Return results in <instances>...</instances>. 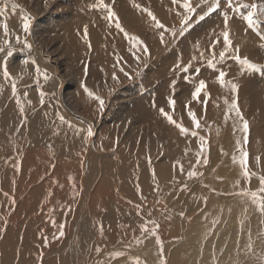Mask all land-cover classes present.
I'll use <instances>...</instances> for the list:
<instances>
[{
    "label": "bare ground",
    "instance_id": "obj_1",
    "mask_svg": "<svg viewBox=\"0 0 264 264\" xmlns=\"http://www.w3.org/2000/svg\"><path fill=\"white\" fill-rule=\"evenodd\" d=\"M105 1L112 6L113 0ZM252 1L255 4V0ZM118 2L114 3L120 7L116 15L122 17L125 24L133 25L126 31L123 23V29L122 25L118 28L116 22L107 18V8L94 7L99 0H78V8L70 6L74 0H16V3L11 2V9L0 7V20L6 18L13 22L10 28L6 23L7 33L3 27L5 23H0V48L5 50L0 52V264H203L201 258L212 244L214 249L224 251L231 258L232 248L236 242L244 240L243 236L255 243L254 239L263 235L259 229L263 231L260 224H264V214L256 217L255 212L248 211L247 203L244 205L236 202V197L223 194L244 193L253 198L251 193L256 192L255 200H264L260 191V178L264 177V44L254 49L252 40L240 43L243 53L238 55L250 62L257 59L254 63L261 65L262 69L256 72L232 59V44L225 43L220 52L212 45L213 49L207 52L211 47L208 38L197 36L198 41L192 43L195 33L177 43L174 40L171 48L162 49L160 46L165 39L169 41L170 38L156 21L160 17L164 22L165 15L153 20V12L146 14L150 9L156 13L158 0ZM263 2L259 1L257 9L249 7L247 10L243 4L222 1L215 16L200 20L201 29L204 32L206 27L213 39L223 38L224 31H228L232 43L236 44L249 37L256 43L264 41ZM172 4L170 9L180 6L177 4L175 8ZM253 11L254 23L249 25L246 16ZM173 14L170 16L174 17ZM26 17L31 20L27 32L23 28ZM179 17L175 15L173 19ZM85 26L87 36L84 35ZM89 27L93 35L107 37V44L113 50L108 48L97 54L98 39L90 37ZM255 29L261 31L257 33ZM129 30L139 33L132 36ZM177 30L176 33H180L179 26ZM143 35L156 44L153 51H143ZM137 38L143 43L138 44ZM187 44L190 48L185 47ZM62 46L70 52L67 57L59 52ZM234 47L237 50L238 46ZM9 51L13 53L11 56L7 55ZM221 52H225L223 58ZM73 54L77 58L72 60ZM197 54L202 62L195 59ZM85 57L91 58L93 66L112 75L108 79L112 91H102L107 101L103 110L96 95H89L91 89L84 85L87 71L81 61ZM150 57L155 58V64L160 67L172 68L179 64L175 70L169 68L170 71L193 75L187 77L190 84L177 82L182 84L179 88L176 86L177 89L173 86L177 78L172 81V76L171 81L159 82L161 84L150 91L147 84L132 82L131 77L134 78ZM184 59L192 61L180 63ZM5 61L10 78L3 75ZM65 62H69L70 69L62 65ZM107 62L110 66L104 68ZM153 71L155 74L158 69ZM221 71L226 73L223 85L218 80ZM200 80H204L207 87L200 101H195L192 96L195 87L190 85L198 86ZM233 83L239 86L238 92L232 89ZM76 84L83 85L84 89H72ZM142 90L148 91L141 93ZM245 90L250 93L245 95ZM221 91L220 97L211 102ZM241 95L243 98L239 99ZM172 98L176 100L174 111L168 103ZM186 100L197 102L189 110L196 113L199 128L188 113L183 119L181 111L186 108ZM205 100L208 101L206 108L202 103ZM237 101L239 109L248 118L253 117L252 121L247 120V133L236 114ZM161 107L169 111L177 124L185 127L191 123L192 131L186 126L189 131L182 134L179 127L160 113ZM218 112L221 119L217 117ZM134 115L140 116L135 118L142 123L139 125L142 129L152 132L154 137H163L160 139L163 146L157 142L152 144L149 139L147 144L139 145L137 140L142 134L136 131L138 123L129 122ZM60 116L71 126L61 122ZM89 128L94 133L91 137L87 136ZM192 132L197 135L192 136ZM200 137H205L203 150ZM33 142L37 145L34 149ZM244 152L248 153L249 176H245L240 163ZM192 171L197 174L190 177L188 173ZM203 182L208 184L205 186ZM19 187L30 189L22 192ZM244 208L247 213H243ZM205 209L213 213L212 217L193 219L195 213L201 215ZM178 221L182 224L178 225ZM226 227L227 233L222 230ZM181 229L184 233L174 239ZM61 230L63 236H60ZM189 230H194L190 238ZM243 230H247L246 234H242ZM230 232L235 236L234 241L227 238ZM219 238L220 244L208 242L215 239L219 242ZM260 249L264 254V243ZM243 253L242 258L247 257L250 264H262L263 254L254 253L249 246Z\"/></svg>",
    "mask_w": 264,
    "mask_h": 264
},
{
    "label": "rangeland",
    "instance_id": "obj_2",
    "mask_svg": "<svg viewBox=\"0 0 264 264\" xmlns=\"http://www.w3.org/2000/svg\"><path fill=\"white\" fill-rule=\"evenodd\" d=\"M111 1V0H110ZM142 0H140V2H141ZM146 1V0H145ZM161 1V2H160ZM165 1V2H164ZM216 1H218L219 2V4L221 3L222 4V1L224 2H227L228 1V3H230V4H234V3H237V5L238 6H242V4H243V6H245V9H249V7L251 8V5L254 3V1H252V0H187V2L190 4V6H191V8H192V11H188V9L187 8H185V7H183L184 6V3L186 2V0H158V5L156 6L157 8H158V6H159V10L157 9V11L159 12H157L156 11V13H155V11L153 10V9H150V8H148V9H150L148 12H146V14H149L150 12L152 13L153 12V14L155 15L154 17H159L161 14H162V17L164 16V18H163V20H164V22L160 19V17H159V19L161 20V22H160V20L158 19L157 21H159L160 22V24H162L163 25V27L164 28H160V30L162 31V32H165V31H167V32H165V33H167L168 34V39H169V41H166V39H165V43H163L160 47L162 48V49H164L166 46L167 47H172L171 45L173 44V42H174V40H175V43H177L178 42V40L180 39H183V37H184V39L186 38L185 36H189V35H191L192 33H195V35L191 38L193 41H191L192 43L193 42H195V41H198L197 40V36H200L201 38H204V36H205V38L207 39V41L209 42V44L211 45V47H209L210 49H209V51H207V52H210L212 49H213V46H218V47H216L215 46V48L218 50H216L217 52H220L219 51V49L221 48V47H223L224 45H225V42H224V39L222 38V37H216V38H214L213 39V37H212V35L210 36V33H207V29H206V27H205V29H204V32H203V30L201 29L202 28V21H200V20H203V21H205L207 18H209V17H212V15L213 16H215L216 14H217V11H219L220 10V8H221V5H220V7H214V5H216L215 3H216ZM259 1H261V0H255V4H257L258 5V3H259ZM11 2L12 3H16V0H0V7H2V8H8V9H11L12 8V4H11ZM74 4H70V6H73V5H75L76 7L78 6L77 4H79L78 3V0H74ZM118 2V0H115V2H114V0H113V3L111 4L112 6H110V3L109 2H106L105 1V3L109 6V7H111V8H113V11L117 14V9H120V7L119 6H116V5H114V3H117ZM121 2V3H120ZM120 2H118V4L120 3V5L122 4V1H120ZM139 2V3H140ZM168 2V3H167ZM242 2V3H241ZM139 3H138V5H139ZM170 3V4H169ZM172 3H175V5H173ZM227 3V4H228ZM248 3H250V5L248 4ZM141 4V3H140ZM163 4V6L165 5V7L163 8L161 5ZM171 4L173 5V7H175V8H177L179 5V8H177V9H174V8H171L170 9V6H171ZM177 4H179L178 6H176ZM241 4V5H240ZM263 4H264V2H263ZM127 5H130V4H127ZM223 5V4H222ZM247 5V6H246ZM114 6V7H113ZM141 6H142V4H141ZM144 6H147V5H144ZM14 7H16V6H14ZM169 7V8H168ZM259 7V6H258ZM257 7V8H258ZM18 8V7H17ZM78 8V7H77ZM166 8H168V9H166ZM19 9V8H18ZM147 9V10H148ZM160 9H162V10H160ZM165 9L167 10V12H165ZM187 11H186V10ZM196 9V10H195ZM264 9V8H263ZM263 9H262V11H263ZM171 12L173 15H174V17H175V15L176 16H180L179 17V19H177V20H175V19H173L174 17H172V16H170V15H172V14H170L169 12ZM161 12V13H160ZM188 13H190L191 15H188ZM153 14L151 15V16H153ZM158 14V15H157ZM179 14V15H178ZM263 14V13H262ZM193 15V16H192ZM199 15V16H198ZM201 15V16H200ZM211 15V16H210ZM1 14H0V19H1ZM208 16V17H207ZM263 16H264V14H263ZM117 17H118V15H117ZM157 17V18H158ZM167 17V18H166ZM170 17V18H169ZM199 17V18H198ZM202 17V18H201ZM231 17H232V15H231ZM180 18H183V19H180ZM187 18V23H185V19ZM7 21H5V20ZM190 19V20H189ZM193 19H194V21H193ZM196 19V20H195ZM119 24H120V26L122 25L121 23H123L124 25H122L121 26V28L124 26V29H125V31L128 29V28H130V27H132L133 25L130 23L129 24V22H127V24H125V20H123L122 19V17H119ZM123 20V21H122ZM166 20V21H165ZM168 20H171V21H168ZM174 20H175V22H174ZM180 20H182V22L183 23H181V21ZM122 21V22H121ZM180 21V22H179ZM191 21V22H190ZM210 21V20H209ZM169 22H172V23H170L169 24ZM201 22V23H200ZM211 22V21H210ZM220 22L221 23H223V21L220 19ZM0 23H8V25H9V28L12 26V24H13V22L11 21V20H9L8 21V19H6V18H3V20H0ZM168 23V24H167ZM189 23V24H188ZM193 23H194V25H193ZM133 24H135V22H133ZM167 24V25H166ZM173 24V25H172ZM200 24H201V26H200ZM172 25V26H171ZM190 25V26H189ZM191 25H193V26H191ZM102 27L103 26V24L101 23H99V27ZM179 26L180 27V33H176V32H178V30H177V27ZM174 28H176V29H174ZM188 28H189V30H188ZM253 28V27H252ZM89 29H90V37L92 36V37H96L98 40H97V42H96V53L98 54V53H101L103 50H107L108 48H111V50L110 51H112L113 50V48L111 47V46H109L107 43H108V40H107V37H104V36H96V35H93V33H91V28L89 27ZM102 29H104V26H103V28ZM123 29V28H122ZM171 29H173V30H171ZM186 29V30H185ZM193 29V30H192ZM175 30V31H174ZM182 30V31H181ZM198 30V31H197ZM124 31V30H123ZM160 31V32H161ZM175 33V36L173 35V33ZM202 31V32H201ZM261 30H258V32H260ZM131 30H129L128 31V34H130V35H136V34H138L139 32H132ZM182 32V33H181ZM254 32H257L256 31V29L254 30ZM257 32V33H258ZM171 33V34H170ZM184 33V34H183ZM197 34V35H196ZM201 34V35H200ZM259 34H262V33H259ZM80 36H82L83 35V32L80 30V34H79ZM264 35V34H263ZM145 37H147L146 38V42H145ZM173 37V38H172ZM177 37V38H176ZM194 37H196V39H193ZM212 37V38H211ZM106 38V39H105ZM167 39V40H168ZM199 39V38H198ZM221 39V40H220ZM177 40V41H176ZM179 40V41H180ZM199 40H201V39H199ZM213 40V41H212ZM248 40V42L249 41H251L252 40V46H254L255 48L254 49H256L257 48V46H259L260 44H264V41H262V40H259V43H256L255 42V40L252 38H250L249 37V39L248 38H244L243 40L241 39V40H239V42L236 44V43H232V50H230V52H231V54H232V59L233 60H235L236 61V59H235V56H236V53H237V51H236V49H235V47H234V45H237L238 46V48L237 49H239V51H238V53H237V55L238 54H240V53H243V52H241V50H242V46L240 45V43H242V41H243V43L244 42H246ZM142 41H144V43L143 44H145L146 46H147V49L150 51H153V49H154V47L156 46V44H154L153 43V41H151V39H150V37L149 36H147V35H143V37H142ZM151 41V43H153V44H149V42ZM219 41V42H218ZM148 42V43H147ZM168 43V44H167ZM172 43V44H171ZM215 43V44H214ZM144 45V46H145ZM153 46L152 48H151V46ZM213 45V46H212ZM143 46V47H144ZM149 46V47H148ZM163 46V47H162ZM189 46V47H188ZM190 46L191 45H189V44H187V46H185V47H188V48H190ZM166 47V48H167ZM203 47V46H202ZM204 48V47H203ZM253 48V47H252ZM59 52L61 53V55L63 56V57H67V53H70L68 50H67V48L65 47V46H62V47H59ZM235 52V53H234ZM95 53V54H96ZM190 53V52H189ZM233 54H235V55H233ZM119 57H121V56H119ZM197 57H199V58H197ZM74 58H77L74 54H73V56H72V60L74 59ZM86 58H89V57H85L83 60H85V61H81V64H82V67H85L86 66V77L84 78V85L88 88V89H91V92L94 94V95H96V96H99V97H101L103 100H104V105L106 104V98L104 97V95H103V93H102V91L104 90V91H109V92H111L112 91V87L111 86H109V83H108V79H109V77L110 76H112V75H110V73H107V72H105V71H103V70H101L100 68H96V67H98V66H93V61L91 60V58H89V59H86ZM195 59L196 60H201V62L203 61V59L201 58V56L200 55H198L197 54V56L195 57ZM89 60V61H88ZM189 59H187V60H182V61H180V63H182V64H184V63H186V62H189V61H192L191 59L188 61ZM257 59H253L252 60V63H254V61H256ZM150 61H152V62H150ZM154 61V62H153ZM186 61V62H185ZM87 62V63H86ZM146 62V64L145 63H143L142 65H141V67L139 68V72L137 73V74H135V76H134V78L133 77H131L132 79H131V81L133 82H136V83H139L140 85L141 84H144V85H146V86H148V87H146L148 90H152L151 88L152 87H156L157 85H158V83L159 82H165V80H166V82H167V80L168 81H171L170 80V78L173 76V80L172 81H174V79H176L174 82H175V84L178 82V83H180V82H186L185 84H183V85H186V84H190V81H187V77L189 78V77H193V75H187V74H184V73H182L181 74V72H175V73H173V71H170V69L169 68H171V67H160L158 64H155L157 61H156V59L155 58H153V57H150V60L148 61V59L145 61ZM147 62H148V64H147ZM152 65H150V64ZM93 66H91V65ZM105 65L103 66L104 68H106L107 66H110V63H104ZM156 66H155V65ZM190 65H192L193 63L191 62V63H189ZM189 64H187L188 66H189ZM254 64H256V63H254ZM62 65L63 66H65L66 68H68V69H70L69 68V62H65V63H62ZM61 65V66H62ZM89 65H90V67H92V69H90V67H89ZM147 65H149V67H147ZM154 65V66H153ZM179 64H177V65H174L171 69H173V70H175L176 68V66H178ZM257 65V67L256 68H254V69H252L253 71H259V70H261L262 69V67H261V65H258V64H256ZM68 66V67H67ZM180 66V65H179ZM144 67V68H143ZM152 67H153V70H157L158 69V72L156 73L155 72V74H154V71L152 70ZM163 68V69H162ZM166 68V69H165ZM96 71H95V70ZM98 69V70H97ZM146 69V70H145ZM149 69H151V72L150 71H147V70H149ZM90 70H92V71H90ZM142 70V71H141ZM159 70H161V71H159ZM162 70H164V71H162ZM102 71V72H101ZM147 72V73H145V72ZM167 71H170L169 73L167 72ZM64 72V71H63ZM88 72H89V74H88ZM143 72V73H142ZM162 72H165V74L163 75V74H161ZM65 73V72H64ZM94 73V74H93ZM95 73H97V74H95ZM100 73V74H99ZM168 73V74H167ZM180 73V74H179ZM141 74V75H140ZM161 74V75H160ZM177 74V76H179V78L177 77V76H175ZM170 75V76H169ZM87 76H88V78H87ZM95 76V77H94ZM163 76V77H162ZM166 76V77H165ZM174 76H175V78H174ZM181 76H183V77H181ZM103 77V78H102ZM169 77V78H168ZM102 78V79H101ZM106 78V79H105ZM137 78H139L140 80H138ZM149 78H151V79H149ZM154 78V79H153ZM162 80V81H160V79ZM166 78V79H165ZM93 79V80H92ZM97 80V81H95V80ZM101 79V80H100ZM158 79V80H157ZM91 80V81H90ZM105 80V81H104ZM137 80V81H136ZM148 80V81H147ZM154 80V81H153ZM140 81V82H139ZM141 81L143 82V83H141ZM145 81V82H144ZM147 81V82H146ZM150 81H152L153 83H151ZM74 82L75 83H77L78 81L77 80H74ZM148 82H150L149 84H148ZM165 82V83H166ZM86 83V84H85ZM98 83H100V84H98ZM106 83H108V84H106ZM161 83H159V84H161ZM106 84V85H105ZM156 84V85H155ZM173 84V86H178V88L182 85V84ZM101 85V86H100ZM104 85H105V89H103V87H104ZM150 86V87H149ZM191 87H196L197 86V84H195V83H191V85H190ZM83 88L84 89V86L83 85H77L76 84V86H74L72 89H78V88ZM101 88V89H100ZM145 88V89H146ZM177 88V87H176ZM177 88V89H178ZM238 89H239V86H238ZM95 90V91H94ZM148 90H145V92H147ZM144 92V90H142L141 91V93H145ZM222 92L223 91H221V92H219L218 94H216L214 97H213V100L211 101V102H214V101H216L217 100V98H219L220 97V95L222 94ZM246 92V90L245 91H243V93H245ZM97 93V94H96ZM250 92H247V93H245V95H247V94H249ZM179 94H181V92L179 93ZM239 99H241V98H243V96L241 95V96H239L238 97ZM122 101H123V99H122ZM185 105H190V108H192L191 106H192V104H197V102H193V103H191V101H188V100H186L185 101V103H184ZM187 109L185 108V109H182V111L181 112H184V113H182V114H184L183 115V119L185 120V114H187L190 110H189V108H188V110L186 111ZM240 110V109H239ZM224 112H225V115H228V111H226V110H224ZM240 112H241V114H242V117H244L245 118V120H249V121H252V118H248L247 117V115H246V113L245 112H243V111H241L240 110ZM208 113V112H207ZM202 115H203V112L201 113ZM217 114V117L219 118V119H221V113L220 112H218V113H216ZM122 117V118H121ZM120 118L122 119V120H124V118H123V116H121ZM135 117H140V116H138V115H134V116H131L130 118H129V122L132 124V125H134V124H136L135 122H137L138 124H136L135 126H137V130L136 131H139L138 133H141L142 135H140L139 136V139L137 140V142L139 143V145H144V144H147L148 142H150L151 140H152V144H155V143H153V142H157V144L158 145H161V146H163V142H162V140H160V139H162L161 138V136H159V137H154L153 136V134H152V132H146L144 129H142V127H140V126H142V123H139L138 121H137V118H135ZM240 117V116H239ZM120 118L118 119L119 120V122H120ZM241 118V117H240ZM134 119V120H133ZM118 120H115L116 121V123H119L118 122ZM136 120V121H135ZM244 120V119H243ZM125 121V120H124ZM184 124H185V122H183ZM141 124V125H140ZM191 123H189V124H187L186 126L188 127V129L190 130V131H192V128H193V125L191 124ZM140 125V126H139ZM201 125H203L204 126V124L202 123V121H201ZM186 126H185V128H186ZM191 129H190V128ZM141 128V129H140ZM216 129L218 130V128L216 127ZM142 130V131H141ZM214 130V129H213ZM141 131V132H140ZM145 131V132H144ZM235 132H238V130L237 131H235ZM214 133V132H213ZM218 133V132H217ZM143 134H145V135H143ZM149 134H150V136H149ZM145 136H148V138H146ZM142 137H144L145 138V140H144V138H142ZM134 138H138V137H135L134 136ZM150 141H149V140ZM157 139V140H156ZM145 141V142H144ZM147 142V143H146ZM35 142H33V143H31L32 145H31V147L34 149L37 145H35L34 144ZM130 143H132V141L130 142ZM129 143V144H130ZM34 144V145H33ZM39 148H37L36 150H38ZM220 162V161H219ZM215 169V166L212 168L211 167V169H210V171H213ZM237 172H239V170H240V167L238 166V164H237ZM204 176V175H203ZM207 181H208V179H207ZM203 184L206 186L208 183H204L203 182ZM30 188H31V186H30ZM30 188H28L27 190H29ZM19 189V191H24V192H26L27 190H25L24 188H18ZM33 189V188H32ZM22 191V192H23ZM244 193H241V194H236V193H230V194H223V196L224 197H228V196H231V197H236V202H243L244 203V205L246 204L247 206H248V208H249V210L248 211H252L254 214H255V216L256 217H258L259 216V214H264L263 212H261L259 209H260V202H258V201H256L255 199H253V198H248V196L246 195V194H244ZM261 194H264V192H261ZM243 195V196H242ZM246 198V199H245ZM241 199V201H238V200H240ZM248 200V201H247ZM246 201V202H245ZM251 201V202H250ZM253 203V204H252ZM252 204V205H251ZM254 205H256V208H254L255 206ZM253 206V207H252ZM239 209H240V207H238V211H239ZM17 211V210H16ZM175 211L178 213V211H177V209H175ZM240 211H242V210H240ZM244 211H245V213H247L248 211L247 210H245V208L243 209V213H244ZM208 212V213H207ZM256 212H258V214L256 213ZM242 213V212H241ZM180 214V213H179ZM212 215H213V213L210 211L209 212V210L207 209H205V210H202L201 211V215H198L197 213H195L193 216L195 217V218H193V219H196L197 217H200L199 219H196V220H206V218H208V217H212ZM206 216V217H205ZM22 217H23V215H22ZM195 220V221H196ZM177 224L179 225L180 224V221H178L177 222ZM181 224H182V222H181ZM180 224V225H181ZM261 225V227H262V229H263V231L261 230V229H259L262 233H263V235L261 236V235H259V236H257V238H256V240L254 239V241H255V243H252L249 239H245V237L243 236V238H244V240H242L241 239V241H240V243L239 242H236L237 244L235 245V247H233L232 249H233V253L232 254H230V256H231V258H228L229 257V255L228 254H226L224 251H222V250H219V249H214V244H212L210 247H211V249H208L209 251H207V253L204 255V257H202L201 258V263H203V264H250L249 263V259L246 257V258H242L243 256H244V253L243 252H245L246 250H247V247L249 246L251 249H252V251L254 252V253H261V254H263L262 253V251H261V249H260V247H261V245L264 243V224H263V222L260 224ZM237 226H238V224H237ZM243 226V225H242ZM251 228H253V226H251ZM187 230L188 229H186V232H187ZM225 233H227V227H226V229H222ZM243 231H245V230H243ZM247 231V230H246ZM246 231L245 232H243L242 234H246ZM194 232V230H189V238H190V235L191 234H194L193 233ZM177 233V235L175 234L174 235V239H178V237H179V234H183L184 233V231H183V229H181L179 232H176ZM237 233H241L240 231L238 232L237 231ZM230 234V235H229ZM228 235H229V237L231 236V238L229 239V237H227L228 238V240L229 241H234V234L232 233V235H231V232L230 233H228ZM184 237H186V234H185V236ZM263 237V238H262ZM189 238L187 239V240H189ZM233 239V240H232ZM259 239V240H258ZM217 240V241H216ZM237 240V239H236ZM247 240V241H246ZM209 241H212V242H215L216 244L218 243V244H220V238H219V242H218V239H215V240H208V242ZM245 241H246V243H245ZM247 242H249V243H247ZM262 242V243H261ZM244 244V246H241V245H243ZM247 246H246V245ZM80 247L81 248H83V246L80 244ZM246 247V248H245ZM214 250H213V249ZM245 248V249H244ZM256 248V249H255ZM235 249V250H234ZM240 250V251H239ZM243 250V251H242ZM214 251H217L216 253H218V254H216ZM242 251V252H241ZM212 254H211V253ZM220 253H223V254H220ZM237 253V255H235V254ZM240 255H239V254ZM216 254V255H215ZM233 254H234V257H233ZM207 255H209V256H207ZM177 257H179L178 255H177ZM208 258H211V259H209V262H208ZM217 258H219L221 261H219ZM260 258V255H258V259ZM180 259V258H179ZM224 259V260H223ZM228 259V260H227ZM234 259H235V261H234ZM244 259V260H243ZM154 261H155V263L157 262V263H159L156 259H153ZM213 260V261H212ZM218 260V261H217ZM215 261H216V263H215ZM205 262V263H204ZM224 262H226V263H224ZM230 262V263H229ZM186 264V262H183V263H177V264ZM264 263V254H263V261H262V264Z\"/></svg>",
    "mask_w": 264,
    "mask_h": 264
},
{
    "label": "snow or ice",
    "instance_id": "obj_3",
    "mask_svg": "<svg viewBox=\"0 0 264 264\" xmlns=\"http://www.w3.org/2000/svg\"><path fill=\"white\" fill-rule=\"evenodd\" d=\"M94 7L107 8V9H108L107 18H108L109 20H113L114 22H116V26H117L118 28L120 27V24H119V18L117 17L116 13H115L111 8H109V6L105 3V0H99V3H98L97 5H94ZM184 7H185V8H188L189 11H192V8H191L190 4L187 2V0H186V2L184 3ZM216 7H217V8L220 7L219 2H217ZM257 7H258V5H256V4H252V5H251V8H252L253 10L257 9ZM253 17H254V11H253V12H249V13L247 14V16H246V20H247V22H248L249 25H252V24L254 23V19H253ZM153 20H155V17H154V16H153ZM187 22H188V21H187V18H186V19H185V23H187ZM156 23H157V26H158V27L163 28V25L160 24L159 21H156ZM30 26H31V20H30L29 17H26V18H25V21H24V24H23V28H24V30L27 32V31L30 29ZM3 27H4L5 32L7 33L8 25L5 23V24L3 25ZM87 34H88V33H87V26H85V27H84V35L87 36ZM173 35H175V33H173ZM17 39H18V38H17ZM223 39H224V42H225L227 45L231 46L232 41H231V39H230V33H229L228 31H224V33H223ZM218 42H219V41H218ZM137 43H138V44H142L143 42L140 41L139 38H137ZM27 46H28V47H31V45H27ZM4 51H5V50H4L3 48H0V52H4ZM143 51H144V52H148V49H147V46H146V45L143 47ZM236 51L238 52L239 50L237 49ZM12 54H13V53H12L11 51H9V52L7 53L8 56H11ZM224 55H225V52H221V53H220L221 58H223ZM136 58L139 59V57H136ZM235 59L241 61L242 64H246V65H248V67H249L250 69H254V68L257 67L256 64L250 62L247 58H241L239 55H236V56H235ZM25 63H27V61H25ZM214 66H215V65H213V67H214ZM37 71L39 72V68H38V67H37ZM3 75H4L5 78H10V73H9V71H8V67H7V62H6V61L4 62V65H3ZM225 76H226V73H225L224 71H221V72L219 73L218 80H219V83H220L221 85H223V84L225 83ZM45 78H47V77H46V74H45ZM114 78H115V77H114ZM206 87H207L206 82H205L204 80H200L198 86H196L195 89H194V91L192 92V96H193V99H194L195 101H200L201 95H202V93L204 92V90L206 89ZM12 89H13V92H15V90H16V85H15V83H13V85H12ZM232 89H233V90H236V91L238 92V85H236V84L233 83V84H232ZM89 95H94V94L91 93V92H89ZM208 95L210 96V94H208ZM42 97H43V93H41V103H43V98H42ZM95 99H97V100L99 101L100 108H101V110H103V108H104V100H103L101 97H99V96H96ZM168 103H169V105H170L172 111H174V110H175V105H176V100H175L174 98L169 99V100H168ZM202 103L204 104V106H205V108H206L208 101L205 100V101H202ZM185 107H186V108H189L190 105H185ZM234 107H235V110H236V114H237V116H240L241 119H242V121H243V129H244V132L247 133L248 130H249V125H248L247 120H243L242 114H241V112H240V110H239L238 101L236 102V104L234 105ZM21 111H23V108H21ZM159 111H160V113H161V114H162V115H163V116H164V117H165V118H166L171 124L176 125L177 127H179L180 132H181L182 134H187V133H188L189 130H188L187 128H185V127L183 126V124H177V121H176L175 119H173V116L169 113V111H166L163 107H161V108L159 109ZM188 115H189V117L191 118V120L193 121V123L195 124V126H196L197 128H199V127H200V121H199V119L197 118L196 113L193 112V111H189V112H188ZM60 120H61V122L69 123V126H71L70 122L65 121V118H64L63 116H60ZM93 135H94V133L92 132L91 128H89V129L87 130V136L91 137V136H93ZM191 135H192V136H196L197 133H196V132H192ZM245 139H247V138L245 137ZM200 141H201V145H200V147H201V149L203 150V149L205 148V146H206L205 137H200ZM247 158H248V153H247V152H244V153H243V156H242V158H241V160H240L241 165L244 166V174H245V176H249V172H248V169H247ZM204 163H207V161L204 160ZM181 170H183V169L181 168ZM153 174H154V173H153ZM196 174H197V173H196L195 171H192V172H189V173H188V175H189L190 177L195 176ZM260 183H261V189H260V191H261V192H264V177H261V178H260ZM251 195H252V197L255 199V198L257 197L258 194H257L256 192H252ZM260 210H261V212H264V200H262V201L260 202ZM157 227H158V226H157ZM146 230H147V229H146ZM63 235H64V232L61 230V231H60V236H63ZM97 250L99 251V249H97Z\"/></svg>",
    "mask_w": 264,
    "mask_h": 264
}]
</instances>
